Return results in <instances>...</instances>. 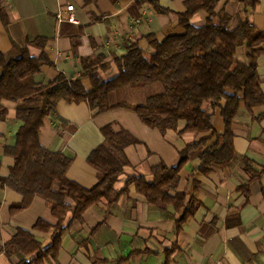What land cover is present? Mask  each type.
<instances>
[{"label":"crops","instance_id":"crops-1","mask_svg":"<svg viewBox=\"0 0 264 264\" xmlns=\"http://www.w3.org/2000/svg\"><path fill=\"white\" fill-rule=\"evenodd\" d=\"M255 1L250 10L241 3L220 0L214 12L229 16L231 29L237 27L235 16L247 12L252 24L264 33V0ZM185 2L0 0V52L27 47L31 56L43 53L51 65L41 68L36 77L39 83L59 75L75 80L82 74V60L102 57L105 68H97L94 75L105 83L118 76L113 58L123 56L127 45L135 43L145 54H151L148 38L161 42L183 33L177 16L186 11ZM67 5L73 6L77 24L56 19ZM207 17L208 13L201 10L189 23L200 28ZM235 60L246 63L245 46L237 49ZM256 73L264 96V54L257 58ZM82 85L86 91L91 89L88 79H83ZM119 97L110 92L108 104H116ZM130 97L135 99L132 93ZM2 105L8 109V116L0 122V176L6 178L13 160L4 155L3 147L15 143L19 123L14 114L23 106L7 101ZM202 109L211 115L214 131L222 134L224 123L219 111L209 104ZM110 124L114 131L124 130L134 139L123 150L128 166L113 185L118 199L113 204L100 200L79 219H72L74 204L66 199L70 211L58 225L40 197L25 210L10 214V207L22 197L0 189V264H264V105L248 112L241 104L231 125L235 157L228 165L206 175L198 172L200 156L214 139L188 154L178 173L176 192L186 195L185 204L192 201L194 213L183 221L182 210L148 203L132 182L151 181V170L160 164L176 167L180 151L205 138L182 132L183 122L176 131L161 134L144 126L132 109L96 114L85 102L59 101L54 116L44 119L38 141L46 150L72 156L65 177L91 189L98 178L87 158L103 142L100 130ZM58 189L59 183L53 182L51 190ZM19 231L28 232L42 251L51 248L58 236L56 249L37 259L36 254L6 256L4 246Z\"/></svg>","mask_w":264,"mask_h":264},{"label":"trees","instance_id":"trees-1","mask_svg":"<svg viewBox=\"0 0 264 264\" xmlns=\"http://www.w3.org/2000/svg\"><path fill=\"white\" fill-rule=\"evenodd\" d=\"M219 1L186 0V11L177 16L183 33L168 36L161 42L148 38L153 49L151 54H145L135 43L127 45L123 56L113 58L118 76L105 83L94 75L97 68H105L102 57L82 60V74L75 80L59 75L52 81L39 83L36 77L41 74V68L51 65L43 53L31 56L27 47L0 52V122L8 116L3 101L21 102L23 106L14 114L19 123L15 143L12 147H3L4 155L12 158L13 165L6 178L0 176V189L11 190L22 197L20 203L10 207V214L25 210L35 197H40L60 225L70 211L66 199L74 204L72 219H79L102 199L108 204L118 199L119 193L114 191L113 185L128 166L123 150L132 145L134 139L124 130L114 131L111 124L102 128L103 142L87 158L88 164L97 171L98 183L91 189L80 187L65 177L72 156L46 150L38 141L44 119L54 116L59 101L85 102L96 114L128 108L144 126L161 134L176 131L183 122L182 132L205 137L180 151L176 167L160 164L151 170V181L132 180L148 203L172 205L177 211L182 210L180 221L194 213L192 201L185 204L186 195L176 192L178 173L188 154L214 139L200 156L198 172L206 175L228 165L235 157L231 125L241 104L248 112L264 105L256 73L257 58L264 54V33L252 24L247 12L235 16L237 27L231 29V18L222 11L214 12ZM226 1L241 3L250 10L256 5L255 0ZM156 10L166 13L163 9ZM201 10L206 11L208 17L203 27L195 28L189 20ZM33 45L42 46L40 42ZM242 46L246 48L244 64L235 60L236 51ZM83 79L90 81L89 91L83 87ZM155 85L161 88L148 94L147 90ZM110 92L120 96L114 105L108 104ZM130 93L135 99L138 93L146 94L142 101L133 104ZM204 104L219 111L224 123L222 134L214 131L211 115L202 109ZM53 182L59 183L56 192L51 190ZM57 239L58 236L49 249H56ZM49 249L42 251L28 232L19 231L4 246V254H36L37 259Z\"/></svg>","mask_w":264,"mask_h":264},{"label":"built area","instance_id":"built-area-1","mask_svg":"<svg viewBox=\"0 0 264 264\" xmlns=\"http://www.w3.org/2000/svg\"><path fill=\"white\" fill-rule=\"evenodd\" d=\"M56 19L58 21H65L69 24H77V21L74 17V8L72 5H67L65 12L57 13Z\"/></svg>","mask_w":264,"mask_h":264},{"label":"rangeland","instance_id":"rangeland-1","mask_svg":"<svg viewBox=\"0 0 264 264\" xmlns=\"http://www.w3.org/2000/svg\"><path fill=\"white\" fill-rule=\"evenodd\" d=\"M159 88H161L160 85L152 86V87H150V88L147 90V93H148V94L155 93V92L158 91ZM139 94H140V95H139ZM144 94H146V93H138V97H137L136 99H131V101H138V100H141V101H142V98H143Z\"/></svg>","mask_w":264,"mask_h":264}]
</instances>
